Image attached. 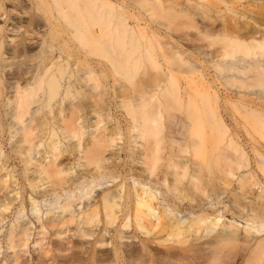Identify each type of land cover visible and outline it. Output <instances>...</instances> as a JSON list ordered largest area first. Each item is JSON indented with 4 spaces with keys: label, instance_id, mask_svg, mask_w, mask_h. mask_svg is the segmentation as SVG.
I'll return each instance as SVG.
<instances>
[{
    "label": "bare ground",
    "instance_id": "6f19581e",
    "mask_svg": "<svg viewBox=\"0 0 264 264\" xmlns=\"http://www.w3.org/2000/svg\"><path fill=\"white\" fill-rule=\"evenodd\" d=\"M262 116L264 0H0V264H264Z\"/></svg>",
    "mask_w": 264,
    "mask_h": 264
},
{
    "label": "rangeland",
    "instance_id": "374dc122",
    "mask_svg": "<svg viewBox=\"0 0 264 264\" xmlns=\"http://www.w3.org/2000/svg\"><path fill=\"white\" fill-rule=\"evenodd\" d=\"M231 5L232 6H239V4L237 3V2H232L231 3ZM8 9H10V7L8 8ZM65 39L66 40H68L69 39V35H65ZM42 42V38L40 37V36H38V37H36L33 41H32V43L35 45V47L39 50L40 49V46H39V44ZM79 56L77 55H75L74 56V58H70V60L72 61V60H76V61H73V62H78L79 61V58H78ZM64 60L65 61H67V58L66 57H64ZM10 62V61H9ZM76 68V66H74V69ZM212 70V69H211ZM211 70H209V71H211ZM7 71V70H6ZM212 72V71H211ZM220 86V91L222 92V93H224L223 91H224V88L221 86V85H219ZM232 94H237L236 93V91H234ZM235 96H237V95H235ZM237 100V99H236ZM236 100H234V101H236ZM35 106V108L37 107V105H34ZM119 110V109H118ZM117 110V108L114 106V105H112V112L111 113H113V115H114V118H116V121H117V119L119 120V123H120V120L122 121V126L123 127H125L126 126V121L124 120V118L121 116L122 115V113H120L119 111ZM175 110H172V113L174 112ZM176 112V111H175ZM231 112L232 113H234L233 111H230V113L228 112V113H225V119H227L226 121H227V124L228 125H231V126H233V125H235V123H236V121L239 123V120H241V122H244V121H246V119H247V117H249V116H247V115H245L246 113H243L242 114V112L241 111H236V113H234L233 115L231 114ZM231 116V117H226V116ZM238 115H240L242 118H245V119H241V117L239 116L238 117ZM243 115V116H242ZM253 115V114H252ZM233 116H236V118L235 117H233ZM245 116H247V117H245ZM254 116V115H253ZM255 116H257V117H255ZM254 117H252L253 118V120L254 119H258V117L260 116V114H257V115H255ZM251 117V116H250ZM249 117V118H250ZM262 117H264V116H262ZM232 118H233V121H235V122H233L232 121ZM238 118H240V119H238ZM235 119V120H234ZM259 119H261V118H259ZM253 120L252 119H250V121H248V119H247V123L248 124H253L252 122H253ZM264 120V119H263ZM230 121V122H229ZM255 121H259V120H255ZM240 122V123H241ZM246 122H244V123H246ZM250 122V123H249ZM237 123V124H238ZM244 123H242V124H244ZM113 124H115V120L113 119L112 120V123L110 124V125H106L107 127H110V128H112L111 126L113 125ZM256 124V123H255ZM101 126H103V125H101ZM176 127V126H175ZM238 128H239V126H238ZM176 130H177V127L175 128ZM240 129H242L241 127H240ZM93 131V129H88L87 130V132H86V134H85V137H83V138H86L87 136H88V132H92ZM241 131V130H240ZM240 137H241V139H244V138H242V137H244V135H245V133H244V131L242 130L241 132H240ZM243 135V136H242ZM246 137V136H245ZM76 142H78V140L77 139H74L73 140V143H76ZM66 143V142H65ZM120 144L121 145H123V141H120ZM8 148H9V146L7 147V151H8ZM66 156H68V155H66ZM71 158L72 159H74L75 157H74V155H72L71 154ZM13 160V164L11 165V167H10V170H12L13 168H15V170H17V171H19L20 170V164H19V159H18V157L17 156H14L13 158H12ZM17 174V173H16ZM119 181L120 180H116L115 181V183L112 181V180H108V181H106V182H104L102 185H96L95 186V188H94V190H93V193H92V195L93 196H96V194H98V193H103V192H107V190H111L112 188H114L113 186H115V184H117V183H119ZM79 188H80V186L78 185V187H77V189H76V191H75V196L73 197L74 199L76 198V194H78V192H79ZM66 195H63L62 197H61V200L59 201L60 203L59 204H62V203H64V200H65V197ZM52 201H54L53 199L51 200V199H49L48 201H46V202H43L42 204H40L37 208H36V211L38 212V213H35L34 215L32 214V212L31 211H29V212H26L25 214H23V215H21V216H19V219L18 220H20V221H24V220H27V219H29L30 217H35V216H37V214H41V215H43L44 214V216L46 215V213H48L50 210H54L55 212H58L59 211V208H58V205H52ZM79 202H83V201H81V200H79V201H77V203H79ZM53 207H56V208H53ZM28 213H29V216H28ZM11 222H10V219L8 220H6L4 223H2L1 224V226H0V231H1V234L0 235H3L5 232H7V230L10 228V224ZM241 223H244L243 221H241ZM33 239V238H32ZM130 241H132V240H129V242ZM138 241V240H137ZM31 247H32V251H33V249L35 248V249H37V248H39V246L38 245H36V246H34V244L32 243L31 244ZM28 255V254H27ZM27 257H30L29 255L27 256ZM27 257H25V258H27ZM31 258V257H30ZM240 263H241V261H240Z\"/></svg>",
    "mask_w": 264,
    "mask_h": 264
}]
</instances>
